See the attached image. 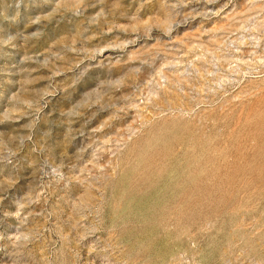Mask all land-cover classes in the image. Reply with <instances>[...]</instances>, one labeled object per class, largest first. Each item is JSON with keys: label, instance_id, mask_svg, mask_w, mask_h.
Returning <instances> with one entry per match:
<instances>
[{"label": "rangeland", "instance_id": "obj_1", "mask_svg": "<svg viewBox=\"0 0 264 264\" xmlns=\"http://www.w3.org/2000/svg\"><path fill=\"white\" fill-rule=\"evenodd\" d=\"M0 264H264V0H0Z\"/></svg>", "mask_w": 264, "mask_h": 264}]
</instances>
